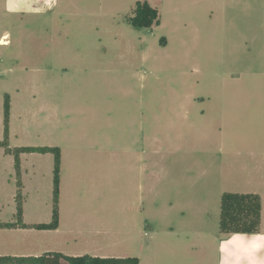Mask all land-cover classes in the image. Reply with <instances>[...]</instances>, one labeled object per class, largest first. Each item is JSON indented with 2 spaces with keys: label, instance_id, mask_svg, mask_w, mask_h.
<instances>
[{
  "label": "rangeland",
  "instance_id": "rangeland-1",
  "mask_svg": "<svg viewBox=\"0 0 264 264\" xmlns=\"http://www.w3.org/2000/svg\"><path fill=\"white\" fill-rule=\"evenodd\" d=\"M137 2L158 25L129 22ZM0 41V257L66 250L32 228L52 220L53 155L20 151L48 147L61 152L63 217L128 197L88 190L83 169L145 156L147 242L132 256L185 264L188 250L204 264L221 196L241 190L242 160L264 156V0H0Z\"/></svg>",
  "mask_w": 264,
  "mask_h": 264
},
{
  "label": "crops",
  "instance_id": "crops-1",
  "mask_svg": "<svg viewBox=\"0 0 264 264\" xmlns=\"http://www.w3.org/2000/svg\"><path fill=\"white\" fill-rule=\"evenodd\" d=\"M41 12H43L42 9L36 10V13ZM100 158L104 159L107 164L101 170L96 171L98 168L95 167L94 169H88L89 173H83L84 169L79 173L80 178L88 176V178L83 180L88 186V190L96 189L101 191L105 189L107 193L110 192L112 194L114 191L113 185L116 184V187L130 189L128 197L117 205H112L107 201L104 204H89L80 207L73 206V204L69 207L68 214L65 217L61 215L59 208L57 228L46 232L56 236L59 246L66 249L59 253L65 256L79 257L88 255L96 258H135L132 253L135 250L139 254L145 252L147 242V210L144 199L145 156L125 157L124 165L121 164L120 166L119 157L113 153H110V156L107 155ZM261 158L254 162V167H256L254 170H257L260 174L252 171L249 177L247 174L243 176L242 172L245 173L247 168L249 170L254 167H247L248 162L242 160L241 164L243 166H240L241 175L239 178L241 190L237 192V195H256L259 197L260 219L257 231H264V173L261 172L264 169V156ZM91 162L94 163L95 161ZM60 173L59 166V198L62 190V175ZM94 174H96V177H94ZM132 174H136L137 179L130 177ZM113 176L117 177L116 181ZM75 182L76 180L70 183L69 186L73 188ZM20 229L23 228H18V230ZM172 232V230L170 232L166 231V235L172 234ZM221 238L219 230V235L212 238L211 242L205 240L206 253H202L203 258L206 259L204 264H218V244ZM78 243L82 244L83 247L75 248V244ZM187 252L188 250L185 252V264H193L192 254L189 252L188 255ZM37 256L39 255L33 254L28 257ZM187 258H189V263ZM139 264H141L140 259Z\"/></svg>",
  "mask_w": 264,
  "mask_h": 264
},
{
  "label": "trees",
  "instance_id": "trees-1",
  "mask_svg": "<svg viewBox=\"0 0 264 264\" xmlns=\"http://www.w3.org/2000/svg\"><path fill=\"white\" fill-rule=\"evenodd\" d=\"M129 22L135 26L150 29L153 25H158L157 10L152 8L147 2H137L133 17ZM5 116V136L8 133L6 120L8 118L9 106L7 100L4 102ZM21 153H37L53 155V195L54 207L52 210V220L49 224H38L32 226L38 231L54 230L58 225V191H59V166L60 154L57 148L48 147H26L22 148ZM18 161L15 160L17 165ZM19 208V207H18ZM17 215H21L20 209H17ZM260 219V199L256 195H237L225 193L221 196L219 230L221 233L229 232H256ZM15 224H6L4 229L14 228ZM16 226H18L16 224ZM19 228H25L24 226ZM139 264L137 258H96L88 255L79 257H69L60 253H45L37 257H0V264Z\"/></svg>",
  "mask_w": 264,
  "mask_h": 264
},
{
  "label": "clouds",
  "instance_id": "clouds-1",
  "mask_svg": "<svg viewBox=\"0 0 264 264\" xmlns=\"http://www.w3.org/2000/svg\"><path fill=\"white\" fill-rule=\"evenodd\" d=\"M218 264H264V231L221 233Z\"/></svg>",
  "mask_w": 264,
  "mask_h": 264
}]
</instances>
